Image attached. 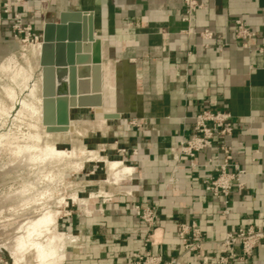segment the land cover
Returning a JSON list of instances; mask_svg holds the SVG:
<instances>
[{
    "label": "crops",
    "instance_id": "0c3cea01",
    "mask_svg": "<svg viewBox=\"0 0 264 264\" xmlns=\"http://www.w3.org/2000/svg\"><path fill=\"white\" fill-rule=\"evenodd\" d=\"M42 1L14 6L38 32L62 12L94 14L108 91L103 107L92 111L97 118L104 107L117 111L120 117L111 121L115 137L103 147L116 149L117 155L106 157L131 169L116 188L90 199L89 215L75 212L64 221L76 239L66 264H131L146 232L136 205L159 207L152 251L165 259L182 253L177 228L183 222L198 224L211 264L226 232L264 229V0H198L204 8L191 24L181 19L183 0H51L48 6ZM237 19L257 34L249 48L234 45ZM205 29L215 34L207 47L200 37ZM223 40L231 45L222 47ZM16 49L9 27L0 26V61ZM206 109L232 115L235 131L227 143L246 172L245 188L232 195L226 218L221 201L203 188L213 174L204 165L214 151L197 155L196 169L187 158L173 159L172 150L190 137L196 115ZM251 260L264 264V242ZM182 261L201 264L193 256Z\"/></svg>",
    "mask_w": 264,
    "mask_h": 264
},
{
    "label": "rangeland",
    "instance_id": "374dc122",
    "mask_svg": "<svg viewBox=\"0 0 264 264\" xmlns=\"http://www.w3.org/2000/svg\"><path fill=\"white\" fill-rule=\"evenodd\" d=\"M46 5L47 4H45V6ZM43 14L45 15V13ZM40 43H42V40L40 41ZM16 44H17V49L13 51L5 60L0 61V105L1 103L5 104V106L7 105L6 107L4 105L0 106V109H2V107L3 109L7 108V112H6V109H4L5 111L1 110L0 112V134L3 133L2 136L0 135L2 139V142L0 141V143L2 144L7 141H12L13 139H17L19 141V142L17 141L18 143L14 141L16 143L17 148L20 146V143H21L22 146L24 145L23 147L20 146L21 148L25 149L26 144H27V146H29L27 147L29 148L28 150L31 149L28 152L29 154L28 157H30L31 155L33 156L37 154L39 155H37V159L33 158L32 160H30L29 161L30 163L28 161L25 162L24 159H22V157H19L20 155H19L18 149L20 148L17 149L16 147H14L15 143H13V141L8 142L9 144L13 145V146L9 145L10 148L8 146V143H5L6 146L5 144H3L4 146L0 144V185H2L0 187V203L5 202V201L7 202L5 208L0 210L1 211L0 212V225H2L3 222L5 223L7 221L6 222L7 228L5 229L4 238L6 239L10 237L9 240H13V239L17 240V238L22 236V234L24 233L25 234L27 233L28 235L27 230H31L33 228L36 229L35 227L36 224L35 225L29 224L31 220L32 222L30 223H33L35 222L34 221L35 219L37 218L40 219L42 217L40 219L42 223H39V225H42V226L40 227L36 225L37 232H34V229H33V232L32 230L29 232L33 233L34 236L38 232L43 235L38 236L39 235L38 233L36 235L37 238H35L33 242L31 241V239L33 240L34 236H32L31 234H30L31 236L29 235L27 236L24 234L23 236L26 237L25 239H27L28 237L27 239L28 241H26L25 244L29 243L27 244V247L28 245H30L31 248L25 247L24 250H20V254H21V251L22 252L26 251L25 253H22L21 255L18 254L14 256L15 254L12 255V253L8 252L4 248L1 249L0 247V264H14V262L17 264V259H14L17 256H18L17 257L18 260L21 259L22 261V262H18V264H26V263L35 264L34 260L40 256L42 259L37 258L36 261H38V259H40L41 261H38L39 263L36 262V264H40V263L50 264L52 260H54L56 263L52 261L51 264H66L64 257L66 258L68 257L70 248L73 246V242L76 241V239L72 237V234L68 230V227L66 226L64 221L66 219L72 218L75 212L77 213V215L81 217H84L85 215H89L90 210H91L90 209V201H91L90 199L91 198L95 199L101 196L100 192H104L107 188L109 189L116 188L115 182L114 183L110 182V180L108 179L111 173L109 169L110 166L108 167V165L113 161L119 160L118 158L114 157L115 155L118 154V152L116 149L108 151L103 146L106 145L107 139L108 140L114 139L115 131H114V125H112L113 122L111 121L119 116L116 115V112H117L116 110H110L108 107H104V111H103L104 113L101 115V117L106 118V119L110 118L111 120H109L107 123L105 119L97 118V114L93 112L92 110H74L72 112V125L68 127V131L66 133L52 134L48 131V129L46 131L43 130L45 131L43 132L42 127L39 124L40 123L39 114L36 112V110H38L37 107L39 106V100L42 96L41 86H40L41 81L39 80L41 77L40 76L41 66H40V60H39L40 51H37L38 45L33 46V43H30L27 46L20 45L17 42ZM9 58H11L12 60ZM33 83L34 85H36L35 87H33L34 86ZM38 86H40V88ZM10 88H13V89L10 90ZM39 89L40 91H38ZM13 91L16 96L12 95ZM7 92L10 94L8 95ZM15 97L16 99L14 100L13 98ZM10 98L13 99L14 101L10 100ZM20 100L22 101L23 103L22 107L24 108L20 107L18 108L19 110L15 112L17 108L15 107L16 108L15 109L13 106H15V104L17 105V102H20ZM14 102L15 104L13 105ZM11 107H13V109ZM25 107H27V109H25ZM10 109L12 110L10 111ZM20 109H21V112H20ZM24 109L27 111L23 112ZM34 113L35 114L37 113L36 114L37 116H35ZM34 124H36L35 125L36 127L34 126L36 130H34V127L33 128L31 127ZM5 133H7L8 135ZM4 134H5V137H4ZM43 134H46V135H43ZM10 135L14 137L13 138L9 137ZM16 135H18L17 138L15 137ZM45 136L46 137L48 136L49 138H46ZM6 137L7 139L8 138L9 139L8 140L6 139L4 141L3 139H5ZM19 137L23 138V140ZM28 137H30L31 139L27 140ZM11 138L12 140H10ZM19 139H21L22 141ZM25 140L30 141L29 144L26 143L27 141L23 142ZM42 142H44L45 144ZM32 146H33V150L31 148ZM35 146L36 148H39V150H40V147L42 149L45 148L47 150V152L45 153L46 155L44 154L45 156L41 157L45 151H43V153L40 151L39 153L38 150H37L38 152L36 151ZM51 147H54V148L56 147L59 150H65V151L73 150V153H70L71 155L70 154L67 155L68 153L67 154L64 153L65 156L64 155L62 156L63 153L61 154V156L60 154L58 155L54 154V156H51V154L48 153V149L50 150ZM10 150L15 155H12ZM33 151H36V154L35 152L30 154ZM14 152H16L17 154ZM49 154L51 157L49 156ZM108 154L114 155V156L108 159L106 157V155ZM56 155L59 157H56ZM73 155L74 156L76 155L75 161L73 159L74 157ZM15 156H17L18 159ZM47 157L50 158L49 160H51V162L48 160ZM65 159L66 161H62ZM37 161L39 163H37ZM19 162H21L20 166H18ZM72 163L74 164L76 163L77 165L76 164L74 165ZM23 202L25 203L27 202V203L25 204ZM46 210H51V211H46ZM45 211L48 213H46ZM51 212L52 214H50ZM43 213L45 215L50 214L48 216L46 215L47 217L51 215L53 217V215H55L57 218L56 217L47 218L49 221H52V222L56 220L55 222H53L54 224L52 222H51L52 224L50 222H48V224H44L42 219L44 218L45 222L48 220L46 219V216ZM33 215L35 216V218H33L34 220L32 219V217H34ZM42 215L45 217H43ZM38 219H37V222H38ZM23 220L24 221L26 220L27 222H24ZM18 221L19 222L21 221L22 223L20 222V225H19ZM23 222L25 225H23ZM15 223L20 227H17ZM43 224L46 229L45 228L42 229L44 227ZM13 225L14 227H17V228L15 229ZM22 225L23 226L28 225L27 226L28 228L26 227L27 229H26V232L24 231V233H21L23 232ZM29 226L31 228H29ZM47 226L49 227V229L47 228ZM38 227H40V229ZM53 227L56 230H53L52 229ZM0 229H1V226H0ZM50 229H52L55 233H58L59 235L60 234H65V235H63L64 236L63 238H61L62 235L60 236L52 235L51 237L50 233L52 234L51 232L52 230ZM16 230H18V232ZM38 230H40L41 232ZM43 231L44 233H42ZM16 233L20 234V236L17 237ZM13 235L14 236L16 235L17 238L14 237ZM45 235L46 236L49 235L51 238L47 236L48 237L47 239L46 237H44ZM29 237L30 238L32 237V238L29 239ZM55 238L56 240H54ZM36 239L38 241H36ZM49 239L51 240L53 239L55 243L53 240L51 241ZM60 239H62L63 243H61L62 241H60ZM6 241L7 239L5 240V242ZM57 241L59 244L56 243ZM32 242L33 243L36 242V244L40 243L39 246H41L40 247L41 249L40 248L38 249L36 246H34V244H32L33 246L32 247L30 244ZM42 242L44 243V245ZM49 242L51 243L53 242L55 244V245L53 244L54 247L58 246L59 250L54 248L53 245L49 246V244L51 245V243ZM41 244L44 246L43 249L45 251L42 249ZM33 248L34 249L37 248V249L34 250ZM49 248L53 250V252L55 253L53 254V256L55 257H53L52 254H50V252L51 253L53 252L52 250L50 251ZM40 250H42L43 252ZM47 250L50 252H48ZM39 251L41 252V254L38 253ZM34 252H37V254H39V255L37 254L35 255L36 258L35 256H33V254H35ZM42 253L44 254L46 253V256ZM49 256H51L52 258ZM60 256L62 257V259ZM20 257H23V258H20ZM57 259L59 261L62 260L63 262H58ZM13 260H16V261H13Z\"/></svg>",
    "mask_w": 264,
    "mask_h": 264
},
{
    "label": "built area",
    "instance_id": "2783aa9c",
    "mask_svg": "<svg viewBox=\"0 0 264 264\" xmlns=\"http://www.w3.org/2000/svg\"><path fill=\"white\" fill-rule=\"evenodd\" d=\"M50 0H43L42 5ZM23 3V0H4L0 15V26L7 25L13 39L20 45L27 46L33 43L36 46L43 38L42 32H38L32 24L27 23L23 15L15 8ZM184 12L181 16L183 22L191 24L194 14L204 6L198 0H183ZM15 6V7H14ZM235 43L241 48H249V42L256 37V32L250 29L241 19L234 21ZM200 37L208 46V42L215 39V34L205 29ZM231 44L225 40L221 46ZM233 117L230 113L206 109L195 117L192 134L180 141L177 148L172 150L173 159L179 162L182 158L190 161V167L196 169L197 155L203 152L214 151L208 158L205 168L211 169L213 174L203 181L204 190L213 198L218 199L224 206L223 216L229 215V204L232 195L245 188L246 175L238 164L234 162V150L227 143V139L234 135ZM125 152V150H120ZM256 154L261 155L259 151ZM108 200L113 195H104ZM135 214L145 225V238L142 250L130 257L131 264H183V257H196L201 264H211V257L204 251L207 241L196 222L180 223L177 228V238L182 246V253L178 257L165 259L161 254H155L152 247L156 245L155 232L158 220L159 207L140 206L134 207ZM264 242V229H239L226 232L224 238L218 242L219 255L216 264H255L251 259L255 250Z\"/></svg>",
    "mask_w": 264,
    "mask_h": 264
},
{
    "label": "water",
    "instance_id": "95a60500",
    "mask_svg": "<svg viewBox=\"0 0 264 264\" xmlns=\"http://www.w3.org/2000/svg\"><path fill=\"white\" fill-rule=\"evenodd\" d=\"M42 35L44 123L52 134L66 133L74 110L103 106L102 42L91 12H62L57 22L44 25Z\"/></svg>",
    "mask_w": 264,
    "mask_h": 264
},
{
    "label": "bare ground",
    "instance_id": "6f19581e",
    "mask_svg": "<svg viewBox=\"0 0 264 264\" xmlns=\"http://www.w3.org/2000/svg\"><path fill=\"white\" fill-rule=\"evenodd\" d=\"M42 45H43V38H42V43H39L38 46H37V47H38V48H37V51H40V53H39L40 55H41ZM35 49H36V48H35ZM38 49H39V50H38ZM9 59H11V58H9ZM11 60H12V59H11ZM39 60H40V57H39ZM11 62H13V61H11ZM38 63H39V62H38ZM38 67H40V66H38ZM40 69H41V70H40V74H41L40 76H41V77H40L39 80L41 81V82H40L41 85H40V84H39V85L41 86V92H42V67H40ZM11 70H13V69H11ZM19 70H20V68H19ZM22 71H23V70H22ZM11 73H12V72H11ZM19 75H20V74H19ZM13 77H14V76H13ZM17 78H18V76H17ZM12 79H13V78H12ZM33 85H34V83H33ZM35 86H36V85H34L33 87H35ZM40 86H38V87L40 88ZM38 87H36V88H38ZM7 88H9V87H7ZM3 89H5V88H3ZM11 89H13V88H10V90H11ZM30 89H32V88H30ZM33 90H34V89H33ZM38 91H40V89H39ZM107 91H108L107 86L103 87V90H102V100H103V105H104L105 93L107 94ZM9 92H10V91H9ZM28 92H29V91H28ZM103 92H104V95H103ZM7 93H8V92H7ZM34 93H35V91H34ZM9 94H10V93H8V95H9ZM17 94H18V93H17ZM12 95H15V94H14V91H13V94H12ZM15 96H16V95H15ZM12 97H14V96H12ZM8 98H9V97H8ZM13 99L15 100L16 97L13 98ZM13 99L10 98V100H13ZM18 99H19V98H18ZM14 100H13V101H14ZM17 101H18V100H17ZM17 101H16V102H17ZM25 103H26V102H25ZM35 103H36V102H35ZM35 103H34V104H35ZM14 104H15V102L13 103V105H14ZM2 105L5 106V104H2V103H1L0 106H2ZM28 105H29V104H28ZM28 105H27V106H28ZM35 105H36V104H35ZM6 106H7V105H6ZM6 106H5V107H6ZM22 106H23V103H22V101L20 100V102H17V105L15 104V106H13L14 108H15V107L17 108V109L15 108V109H16L15 112H17V111L19 110L18 108H20V107H22ZM30 106H31V105H30ZM13 107H11V108L13 109ZM32 107H33V106H32ZM32 107H31V108H32ZM102 107H103V106H102ZM102 107L94 108V110H96V109H101ZM9 108H10V107H9ZM22 108H24V107H22ZM28 108H29V107H28ZM37 108H38V110H36V112L39 114V121H40L39 124H40L41 127H42V131H43V130L46 131V130L48 129V127H47V125H45V123H44V105H43V97H42V96H41V98H40V100H39V106H38ZM4 109H6V112H7V108H4ZM4 109H3V107H2V109H0V112H1V110L5 111ZM12 109H10V111H11ZM25 109H27V107H25ZM25 109L23 110V112H24V111H27V110H25ZM10 111H9V112H10ZM96 111H97V110H96ZM15 112H14V114H15ZM20 112H21V109H20ZM29 112H30V111H29ZM18 113H19V112H18ZM37 113H36V114H37ZM4 114H5V112H4ZM34 114H35V113H34ZM36 114H35V116H37ZM7 115H8V114H7ZM9 115H10V114H9ZM33 116H34V115H33ZM33 118H34V117H33ZM36 119H37V117H36ZM35 125H36V124L32 125L31 127L33 128ZM71 125H72V121H70V124H69L68 127H70ZM35 127H36V126H35ZM35 127H34V130H36ZM41 127H40V128H41ZM37 128H38V127H37ZM45 131H43V132H45ZM41 133H42V132H41ZM47 133H48V132H47ZM2 134H3V133H2ZM2 134H0V135L2 136ZM5 134H7V133H5ZM5 134H4V137H5ZM36 134H37V132H36ZM36 134H35V135H36ZM39 134H40V133H39ZM7 135H8V134H7ZM7 135H6V136H7ZM24 135H25V134H24ZM33 135H34V133H33ZM43 135H46V134H43ZM37 136H38V135H37ZM49 136H50V134H49ZM51 136H52V135H51ZM9 137H12V138H13L14 136H11V135H10ZM15 137L17 138L18 135H16ZM22 137H24V136H22ZM30 137H31V136H30ZM30 137H28L27 140L31 139ZM42 137H43V136H42ZM45 137H46V136H45ZM12 138H11L10 140H12ZM19 138H21V137H19ZM36 138H37V137H36ZM39 138H41V137H39ZM43 138H44V137H43ZM46 138H49V137L47 136ZM6 139H7V137H6L5 139H3V140L5 141ZM8 139H9V138H8ZM8 139H7V140H8ZM21 139L23 140V138H21ZM21 139H19V140H21ZM22 140H21V141H22ZM27 140H25V141H23V142H26ZM32 140H33V139H32ZM34 140H35V139H34ZM0 141L2 142L1 137H0ZM12 141H13V143H15V142H17L18 140H17V139H13ZM12 141H7V142H5V143L12 142ZM14 141H15V142H14ZM35 141H36V140H35ZM39 141H40V140H39ZM42 141H43V140H42ZM18 142H19V141H18ZM18 142H17V143H18ZM29 142H30V141H27L26 143L29 144ZM5 143H2V144L0 143V144L3 145V144H5ZM26 143H25V144H26ZM40 143H41V142H40ZM42 143H44V142H42ZM31 144H32V143H31ZM31 144H30V145H31ZM33 144H34V143H33ZM36 144H38V143H36ZM44 144H45V143H44ZM44 144H43V145H44ZM9 145H10V146H13V145H11V144L8 143V146H9ZM3 146H4V145H3ZM5 146H6V144H5ZM10 146H9V148H10ZM17 146H19V145H17ZM20 146H22L21 143H20ZM20 146L18 147V148H20V149H18V148L16 147V143H15V145H14V147H16V148L18 149V151H19V155H20L19 157H22V159H24L25 162H27V161L29 162V161L32 160L33 158H36V159H37V155H39V154L34 155V156L31 155L30 157H28V155H29L28 152H29L31 149L28 150L29 148H27V147H29V146H27V144H26V148H25V149H24V148H21ZM23 146H24V145H23ZM23 146H22V147H23ZM14 147H12V148H14ZM38 147H39V146H38ZM31 148H32V150H33V146H32ZM35 148H36V146H35ZM51 148H52V149H51ZM51 148H50V150L47 148V149H48V153H50L51 156H54V154H57V155L60 154V156H61L62 153H63L62 156H63V155L65 156V154H67V153H68L67 155H69L70 153H73V150L65 151V150H59V149H57L56 147H55V148H54V147H51ZM17 149H16V150H17ZM34 150H35V149H34ZM37 150L39 151V153H40V151H41L42 153H43V151H45V152L43 153V155H42V153H41V155H42L41 157H43V156L46 155L45 153L47 152V150H46L45 148L42 149V148L40 147V150H39V148H36V151H37ZM10 151H11V150H10ZM36 151H33V152H31L30 154H32V153H34V152H35V154H36ZM38 151H37V152H38ZM11 153H12V151H11ZM14 153H16V152H14ZM64 153H65V154H64ZM16 154H17V153H16ZM44 154H45V155H44ZM50 154H49V156H50ZM52 154H53V155H52ZM74 154H75V153H74ZM12 155H15V154L12 153ZM47 155H48V154H47ZM57 155H56V157H59V156H57ZM70 155H71V154H70ZM51 156H50V157H51ZM73 156H74V155H73ZM75 156H76V155H75ZM75 156L73 157L74 161L76 160V157H75ZM15 157H17V156H15ZM38 157H40V156H38ZM56 157H55V158H56ZM66 157H68V156H66ZM66 157H65V158H66ZM47 158H48V157H47ZM47 158H46V159H47ZM52 158H54V157H52ZM60 158H61V157H60ZM17 159H18V157H17ZM38 159H39V158H38ZM41 159H42V158H41ZM43 159H44V158H43ZM49 159H50V158H48V160H49ZM56 159H57V158H56ZM70 159H72V158H70ZM99 160H100V159H99ZM101 160H102V159H101ZM38 161H39V160H38ZM38 161H37V163H39ZM49 161L51 162V160H49ZM57 161H58V160H57ZM60 161H61V160H60ZM62 161H66V159H65V160H62ZM71 161H72V160H71ZM42 162H43V161H42ZM69 162H70V161H69ZM69 162H68V163H69ZM72 162H73V161H72ZM107 162H108V161H107ZM29 163H30V162H29ZM77 163H78V162H77ZM72 164H74V163H72ZM75 164H76V163H75ZM75 164H74V165H75ZM76 165H77V164H76ZM109 166H110L109 169H110L111 173H110L108 179L110 180V182H113V183L115 182V184H117L116 182L122 180V179L124 178L125 175L129 174V172H130V170H131V169L129 170V168H127V167L122 166V163H121L120 161H113V162H111V163L108 165V167H109ZM130 173H131V172H130ZM4 182H5V181H4ZM17 193H18V192H17ZM18 194H19V193H18ZM75 198H76V197H75ZM21 199H22V197H21ZM74 200H76V199H74ZM4 201H5V200H4ZM78 201H79V199H78ZM8 202H10V201H8ZM11 202H12V201H11ZM28 202H29V201H28ZM23 203H25V202H23ZM23 203H22V205H23ZM26 203H27V202H26ZM26 203H25V204H26ZM21 207H23V206H21ZM19 208H20V207H19ZM2 211H3V210H2ZM46 211H51V210H46ZM46 211H45V212H46ZM0 212H1V211H0ZM45 212H44V213H45ZM53 212H54V211H53ZM41 213H42V212H41ZM44 213H43V214H44ZM46 213H48V212H46ZM39 214H40V213H39ZM50 214H52V212H51ZM50 214H48V215H50ZM21 215H22V214H21ZM36 215H38V214H36ZM44 215H45V214H44ZM46 215H47V214H46ZM46 215H45V216H46ZM48 215H47V216H48ZM56 215H57V214H56ZM26 216H27V215H26ZM33 216H34V215H33ZM42 216H43V215H42ZM45 216H43V217H45ZM47 216H46V219L49 218V217H50V218L56 217L55 215H53V217H52V215L49 216V217H47ZM20 217H21V216H20ZM31 217H32V216H31ZM25 218H26V217H25ZM33 218H35V216L32 217V219H33ZM39 218H40V217H39ZM41 218H42V217H41ZM41 218H40V219H41ZM56 218H57V217H56ZM23 219H24V218H23ZM28 219H29V218H28ZM37 219H38V218H37ZM37 219H35V220L33 219V220L35 221V222H33V223H30V222H32V220H31L30 222H29V221H28V222H29V224H34V225L36 224L37 226H40V227H41L42 225H39V223H42V221H41L40 219H38V222H37ZM11 220H12V219H11ZM29 220H30V219H29ZM42 220H43L44 224H48V222H50V223L52 222V221H49L48 219H47L48 221L45 222L44 218H43ZM23 221H24V220H23ZM39 221H40V222H39ZM55 221H56V220H54L53 222H55ZM6 222H7V221H6ZM6 222H5V223L3 222V224L0 225V226H1V229H0V247H1V249L4 248V249L7 250L8 252L12 253V255L15 254L14 256H16V255L20 254V250H24L25 247H26V248H31L30 245H28V247H27V244H29V243L25 244L26 241H28V240H27L28 237H27V239H25L26 237L23 236V235L25 234L24 231L26 232V229L28 228L27 226L29 225V224H28L27 226H23V225H25L24 222H27V221L25 220V221L23 222V225H22L23 232H21L22 229H21V231L19 230L21 233H24V234H22V236H20V234L16 233L17 237L20 236L21 238H20V237L17 238L16 235H15V236L13 235L14 237L17 238V240H16V239H13V238H12L13 240H9V238H10V237H9V238H6L7 241L5 242L6 239L4 238V234H5V229L7 228V227H6ZM18 222H19V221H18ZM18 222H17V223H18ZM20 222H21V221H20ZM20 222H19V225H20ZM53 222H52V223H53ZM21 223H22V222H21ZM37 223H38V224H37ZM52 223H51V224H52ZM44 224H43V226H44ZM53 224H54V223H53ZM15 225H17V224L15 223ZM36 225H35V227H36V229H37V226H36ZM49 225H50V224H49ZM30 226H32V225H30ZM30 226H29V228H31ZM55 226H56V225H55ZM55 226H54V227H55ZM9 227H10V226H9ZM13 227H14V225H13ZM17 227H20V226L17 225ZM17 227H14V228L16 229ZM26 227H27V228H26ZM40 227H38V228L40 229ZM54 227H53L52 229H53V230H56ZM24 228H25V230H24ZM44 228H45V226H44L42 229H44ZM47 228L49 229L48 226H47ZM33 229H34V232H37L35 228H33ZM33 229H31L32 232H33ZM45 229H46V228H45ZM52 229H50V230H52ZM31 230H27V231H28V235H29V236H31V235L34 236L33 233H30V232H29V231H31ZM50 230H49V231H50ZM53 230L51 231L52 234L50 233L51 237H52V235H53V236H54V235H56V236L59 235L58 233H55ZM6 231H7V230H6ZM9 231H10V230H9ZM16 231L18 232V230H16ZM38 231H40V230H38ZM47 231H48V230H47ZM13 232H15V231H13ZM40 232H41V231H40ZM38 233H39V232H38ZM38 233H37V234H38ZM42 233H44V231H43ZM46 233H48V232H46ZM54 233H55V234H54ZM12 234H13V233H12ZM14 234H15V233H14ZM30 234H31V235H30ZM35 234H36V233H35ZM37 234H36V235H37ZM10 235H11V234H10ZM25 235H27V233H26ZM28 235H27V236H28ZM36 235L33 237V240L31 239L32 237H31V238L29 237V239H31V241L34 242V239L37 238ZM41 235H43V234L39 233L38 236H41ZM60 235H62L61 238H63V237H64L63 235H65V234H60ZM60 235H59V236H60ZM11 236H12V235H11ZM47 236H49V235H47ZM47 236L45 235L44 237H46V238L48 239ZM51 237L49 236V238H51ZM59 238H60V237H59ZM42 239H43V238H42ZM45 240H46V239H45ZM45 240H44V242H45ZM49 240H51V239H49ZM52 240H53V239H52ZM52 240H51V241H52ZM54 240H56V238H55ZM54 240H53V241H54ZM29 241H30V240H29ZM31 241H30V242H31ZM36 241H38V240L36 239ZM47 241H48V240H47ZM47 241H46V242H47ZM58 241H59V240H58ZM58 241H57L56 243H58ZM60 241H62V239H60ZM60 241H59V242H60ZM33 242L30 243L31 246H32V244H34V246H36L38 249L41 247V246H39L40 243H39V244H36V242H35V243H33ZM42 243H43V242H42ZM47 243H48V242H47ZM49 243H51V242H49ZM54 243H55V241H54ZM54 243L52 242L51 245L49 244V246H52ZM61 243H63V241H62ZM58 244H59V243H58ZM25 245H26V246H25ZM41 245H42V244H41ZM43 245H44V243H43ZM43 245H42V249L44 248ZM45 245H46V243H45ZM47 245H48V244H47ZM54 245H55V244H54ZM54 245H53V247H54ZM56 245H57V244H56ZM22 246H23L24 248H23ZM49 246H47V247H49ZM60 246H61V245H60ZM32 247H33V246H32ZM34 248H35V247H34ZM34 248H33V249H34ZM37 248H36V249H37ZM50 248H51V247H50ZM50 248H49V250L51 251L52 249H50ZM54 248H56V249L59 250L58 246H56V247H54ZM61 248H62V247H61ZM36 249H34V250H36ZM40 249H41V248H40ZM26 250H28V249H26ZM43 250H44V249H43ZM60 250H61V249H60ZM40 251H42V250H40ZM40 251H39L38 253L41 254ZM44 251H45V250H44ZM47 251H48V250H47ZM50 251H48V252H50ZM8 252H7V253H8ZM25 252H26V251H25ZM25 252H22V251H21V254H22V253H25ZM29 252H30V251H29ZM42 252H43V251H42ZM52 252H53V250H52ZM34 253H35V254H33V256H35V255L37 254V252H34ZM59 253H60V252H59ZM21 254H20V255H21ZM42 254H44V253H42ZM47 254H48V253H47ZM50 254H52V256H53V254H55V253H54V252H53V253L50 252ZM56 254H57V253H56ZM37 255H39V254H37ZM44 255L46 256V253H45ZM62 255H64V254H62ZM17 257H18V256H17ZM17 257H15L14 259H17V264H18V262H22V261H21V259L18 260ZM43 257H44V256H43ZM47 257H48V255H47ZM47 257H46V258H47ZM49 257H51V256H49ZM53 257H55V256H53ZM60 257H61V256H60ZM60 257H59V258H60ZM20 258H23V257H20ZM35 258H36V256H35ZM37 258H41V256H40V257H37ZM37 258H36V259H37ZM51 258H52V257H51ZM64 258H65V257H64ZM25 259H26V258H25ZM36 259L34 260L35 264H36V262L39 263L38 261H41L40 259H38V261H36ZM41 259H42V258H41ZM61 259H62V257H61ZM57 260H58V259H57ZM63 260H64V259H63ZM13 261H16V260H13ZM23 261H24V260H23ZM52 261H54V260H52ZM52 261H51V262H52ZM24 262H25V261H24ZM34 262H33V263H34ZM51 262H50V264H51ZM54 262H55V261H54ZM58 262H63V261H62V260H60V261L58 260ZM55 263H56V262H55ZM14 264H16V263L14 262ZM26 264H27V263H26ZM40 264H42V263H40Z\"/></svg>",
    "mask_w": 264,
    "mask_h": 264
}]
</instances>
